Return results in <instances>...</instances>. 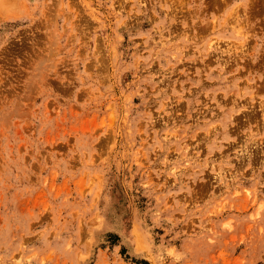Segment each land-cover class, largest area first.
I'll return each instance as SVG.
<instances>
[{"label": "rangeland", "instance_id": "374dc122", "mask_svg": "<svg viewBox=\"0 0 264 264\" xmlns=\"http://www.w3.org/2000/svg\"><path fill=\"white\" fill-rule=\"evenodd\" d=\"M0 264H264V0H0Z\"/></svg>", "mask_w": 264, "mask_h": 264}, {"label": "bare ground", "instance_id": "6f19581e", "mask_svg": "<svg viewBox=\"0 0 264 264\" xmlns=\"http://www.w3.org/2000/svg\"><path fill=\"white\" fill-rule=\"evenodd\" d=\"M233 11H234V8H233ZM238 12H239V11H238ZM235 15H236V14H235ZM235 15H234V16H235ZM248 26H249V25H248ZM239 31H240V30H239ZM243 34H244V33H243ZM241 35H242V34H241ZM244 36H245V34H244ZM244 36L238 37V35H237L236 37H238V38H242V39L245 40ZM244 45H245V44H244V41L240 40L239 47L244 49ZM218 48H219V47H218ZM237 48H238V47H237ZM241 50H242V49H241ZM242 51H243V50H242ZM242 51H241V52H242Z\"/></svg>", "mask_w": 264, "mask_h": 264}]
</instances>
